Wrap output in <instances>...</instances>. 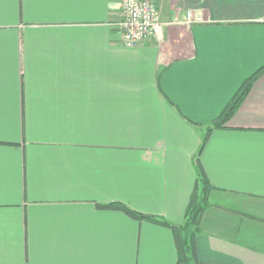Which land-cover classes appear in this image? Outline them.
Wrapping results in <instances>:
<instances>
[{
	"label": "crops",
	"instance_id": "0c3cea01",
	"mask_svg": "<svg viewBox=\"0 0 264 264\" xmlns=\"http://www.w3.org/2000/svg\"><path fill=\"white\" fill-rule=\"evenodd\" d=\"M154 1L130 48L123 0H0V264H178L170 226L104 205L183 223L199 165L197 259L264 264V73L209 132L264 66V0Z\"/></svg>",
	"mask_w": 264,
	"mask_h": 264
},
{
	"label": "trees",
	"instance_id": "16d2710c",
	"mask_svg": "<svg viewBox=\"0 0 264 264\" xmlns=\"http://www.w3.org/2000/svg\"><path fill=\"white\" fill-rule=\"evenodd\" d=\"M264 73V66L261 67L252 76L247 78L238 91L235 93L233 98L229 101L226 107L223 109L221 114L212 122V126L209 128V132L214 128H224L232 116L236 113L240 105L246 99L249 91L253 87L255 81L260 75ZM208 132V134H209ZM208 135L205 138L207 139ZM205 142L203 143L204 146ZM202 146V149H203ZM200 166V179L197 181L194 188V192L191 196L190 202L187 207L186 219L183 223H172L167 220H161L155 216L141 213L124 202H112L104 205L105 207H112L121 209L131 215L132 217L139 219H150L153 221L161 222L173 229L176 244L178 248V264H202L197 259L196 253V236L200 232V222L202 215L209 205V192L212 188V184L208 179L204 169ZM199 183H202L200 190Z\"/></svg>",
	"mask_w": 264,
	"mask_h": 264
},
{
	"label": "built area",
	"instance_id": "2783aa9c",
	"mask_svg": "<svg viewBox=\"0 0 264 264\" xmlns=\"http://www.w3.org/2000/svg\"><path fill=\"white\" fill-rule=\"evenodd\" d=\"M189 19H193L189 14ZM162 25L160 11L154 0H123L124 45L130 48L142 45L152 37H158Z\"/></svg>",
	"mask_w": 264,
	"mask_h": 264
},
{
	"label": "rangeland",
	"instance_id": "374dc122",
	"mask_svg": "<svg viewBox=\"0 0 264 264\" xmlns=\"http://www.w3.org/2000/svg\"><path fill=\"white\" fill-rule=\"evenodd\" d=\"M161 15V14H160ZM191 264H194V263H191Z\"/></svg>",
	"mask_w": 264,
	"mask_h": 264
}]
</instances>
